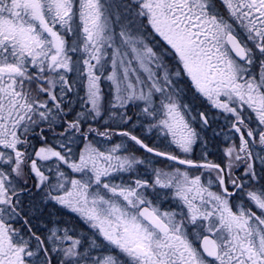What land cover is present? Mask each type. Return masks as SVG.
Returning a JSON list of instances; mask_svg holds the SVG:
<instances>
[{"label": "snow or ice", "instance_id": "6c2138e0", "mask_svg": "<svg viewBox=\"0 0 264 264\" xmlns=\"http://www.w3.org/2000/svg\"><path fill=\"white\" fill-rule=\"evenodd\" d=\"M0 264H264V0H0Z\"/></svg>", "mask_w": 264, "mask_h": 264}]
</instances>
